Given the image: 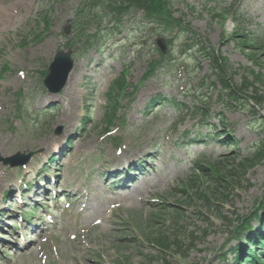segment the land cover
Returning <instances> with one entry per match:
<instances>
[{"label":"rangeland","instance_id":"rangeland-1","mask_svg":"<svg viewBox=\"0 0 264 264\" xmlns=\"http://www.w3.org/2000/svg\"><path fill=\"white\" fill-rule=\"evenodd\" d=\"M86 1L0 0V18L14 9L12 16L0 21V155L36 150L48 155L55 144L64 147L70 140L59 160L63 174L68 172L63 182L69 184L75 178L83 189L76 201L83 210L78 217L69 212L60 229L23 254L12 257L10 253L9 263L1 264H227L231 255L224 261L219 256L227 243L228 248L237 244L230 239L234 220L251 214L263 196L264 160L247 171L233 191L219 187L227 198H211L209 206L195 199L194 192L182 193V182L197 178L198 188L208 185L202 176L207 170L197 166L200 159L220 163L224 180H236L229 174L231 160L250 159L264 144V92H260L262 112L253 109L248 99L235 107L225 106L218 98L221 86L210 64L187 33L168 36V40L173 37L171 56L159 60L151 49L156 36L145 23H136L139 13L124 19L118 36L101 39L100 48L94 46L83 55L73 51L76 61L70 80L64 91L51 97L43 87V75L68 38H74L76 12ZM169 2L182 30L198 36L207 53L224 60L234 85L242 83L241 76L252 81L250 72L264 75V0ZM92 24L83 26L87 36L96 34ZM66 26L69 32L63 35ZM252 55L259 65L252 63ZM159 61L156 72L144 79L152 62ZM122 72L129 86L119 99L113 126L107 128L102 122L106 92ZM205 76L214 89L207 84L200 90ZM157 95L163 96L164 103L148 109ZM251 95L249 90L245 96ZM172 99L187 106L202 99L208 121H200L198 115H180L168 102ZM219 117L225 119L224 128ZM84 119L88 121L83 126ZM59 129L62 132L56 135ZM221 131L233 138L235 148L215 141ZM150 156L154 168L137 179L131 190L99 187L109 174L100 179L98 171L115 172L126 160H130L127 165ZM16 173L0 165V199ZM158 206L165 207L163 213H156ZM155 214L157 218L152 217ZM160 238L168 247H157Z\"/></svg>","mask_w":264,"mask_h":264},{"label":"trees","instance_id":"trees-1","mask_svg":"<svg viewBox=\"0 0 264 264\" xmlns=\"http://www.w3.org/2000/svg\"><path fill=\"white\" fill-rule=\"evenodd\" d=\"M90 2H86L82 7L78 9L77 12V19H76V37L74 41L70 44L71 48H75L82 53H86L92 45L98 43V40H94L91 36L84 37L86 29L83 28L84 25L90 23H103L106 18H110L114 22V29L119 28L123 17L129 15L131 13L136 14L138 12L143 13L142 20L145 21V24L150 25L151 27L155 28L153 31H159L158 35L166 36L170 35L175 29L178 31H182V26L180 22L174 20L171 14L170 2L169 0H89ZM100 28V26H97ZM159 29V30H156ZM190 33V32H188ZM245 38V37H244ZM92 39V40H91ZM193 40H196L195 37H192ZM242 41V40H241ZM247 40L243 43L245 44ZM243 43L241 45H243ZM200 50L204 54V57L210 61L211 64V72L215 75L214 79L215 82L218 83L221 88L218 92V98L220 102H222L225 106L231 108L237 106V103L240 100L248 99L253 105V108H257L260 110V107L263 103V96H261L260 92H264V75L260 73L254 74L250 72L252 81L248 80V76H241V84L234 85L233 80L227 77V69L226 63L222 58L215 56L213 52L207 53L206 47L202 42H199ZM159 56L164 60L165 58L170 57V51L166 54V56ZM250 59L253 64L259 65L257 61V57L252 55ZM160 65V62L153 63L148 70L147 75H152L156 71L157 67ZM207 84H210L211 87L214 89L215 84L209 82V77L206 76L202 80V88L206 87ZM256 84V85H255ZM128 84L125 82L124 74H122L119 78H117L113 83L110 85L107 96L106 102V113H105V124L109 127L113 121H115L117 109L119 107L118 100L120 97L125 95L126 88ZM250 90V93L253 95L245 96L247 92ZM161 98V97H159ZM157 99H154L150 102V106H153L157 103ZM174 103V101H173ZM180 107V106H179ZM181 110H186L189 113V109L187 106L180 107ZM194 114H198L200 116L201 121L207 120L208 116V108L206 105L200 102L193 107ZM182 112V111H181ZM220 122L224 125V118H219ZM227 140L221 141L225 143ZM264 160V144L260 146V149L254 156L250 159H243L242 161L236 162V158H233L230 164L229 174H232V177L236 180L226 181L225 174H223L222 170L218 167L219 164H203L204 167H199L203 172L204 169L207 170L208 174L204 172L203 177L208 179V185H202L201 188H198L197 182L199 180L193 179L189 180V182H182V193H195L194 197L197 200H204L207 206L210 205V199H215V201H221L225 197L220 191L218 190L219 187H222L227 191L231 189L232 191L239 187L241 184V179L244 178L247 171L256 167V165L260 164ZM227 169V168H226ZM200 178V177H199ZM223 181V182H222ZM225 185V187L222 185ZM188 191V192H187ZM215 192V193H214ZM191 198V197H190ZM262 199V200H261ZM259 201L257 200L255 204L258 205L254 208L251 214L245 218H239L236 220V224L238 226L235 228L234 234L236 233L237 236L243 234L249 226V222L252 218H262L261 219V226L260 228L262 231H255L253 233H246L245 234V241L251 245V247L256 252L257 248H262L264 245V213L261 217L259 214L264 210V192L263 198ZM165 209L164 206H158L156 213H163L162 211ZM163 215V214H162ZM177 217L178 213L176 214ZM153 218H157L158 216L152 215ZM159 247H168V245L164 242L163 239H159L156 242ZM255 255H259L258 252L254 253ZM244 256V255H243ZM247 260H252L250 258H246ZM236 259V263L244 264L242 260ZM260 263L264 264V259L259 260ZM251 264H255L253 261Z\"/></svg>","mask_w":264,"mask_h":264},{"label":"water","instance_id":"water-1","mask_svg":"<svg viewBox=\"0 0 264 264\" xmlns=\"http://www.w3.org/2000/svg\"><path fill=\"white\" fill-rule=\"evenodd\" d=\"M65 33L67 31L65 30ZM156 45L160 48L162 52L165 50V45L163 40H156ZM72 52H58L52 63L48 68L47 76L44 80V86L51 94H56L60 92L66 84L68 76L73 67V60L71 59ZM3 161L0 158V162ZM8 160L3 161V163H7ZM22 163V162H21Z\"/></svg>","mask_w":264,"mask_h":264},{"label":"bare ground","instance_id":"bare-ground-1","mask_svg":"<svg viewBox=\"0 0 264 264\" xmlns=\"http://www.w3.org/2000/svg\"><path fill=\"white\" fill-rule=\"evenodd\" d=\"M9 10V9H8ZM6 11L5 14L2 15V17L0 18V21L2 20H6L7 18H9V16H12L13 13H14V9H10L9 11ZM74 96V95H73ZM72 97V96H71ZM42 103L44 102V100L41 101ZM62 119L65 121V122H68L69 120L66 119L65 117H62ZM136 190V189H135ZM129 198V197H127Z\"/></svg>","mask_w":264,"mask_h":264}]
</instances>
